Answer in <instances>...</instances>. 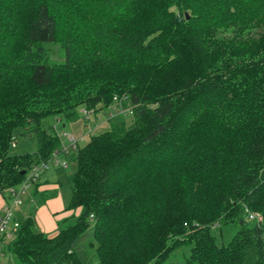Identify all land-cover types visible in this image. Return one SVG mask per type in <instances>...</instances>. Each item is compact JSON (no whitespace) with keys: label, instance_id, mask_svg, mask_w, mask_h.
<instances>
[{"label":"trees","instance_id":"trees-1","mask_svg":"<svg viewBox=\"0 0 264 264\" xmlns=\"http://www.w3.org/2000/svg\"><path fill=\"white\" fill-rule=\"evenodd\" d=\"M115 98L135 126L119 115L78 150L67 210L83 212L54 237L20 221L16 263L82 264L93 226L100 264L184 246L183 264H264V0H0V192L61 147L44 120ZM18 130L34 153H12ZM215 225L237 227L227 245Z\"/></svg>","mask_w":264,"mask_h":264},{"label":"crops","instance_id":"crops-1","mask_svg":"<svg viewBox=\"0 0 264 264\" xmlns=\"http://www.w3.org/2000/svg\"><path fill=\"white\" fill-rule=\"evenodd\" d=\"M109 110H105L102 112H99L93 117V120L91 122V132L88 133V128L86 127V123L84 122L82 115L80 114L79 118L76 119L73 122L65 123L60 118H56L54 124L52 126L57 131L60 140H61V147L62 146H68L69 142L66 137L63 136V130H61L58 126L60 123L64 129L69 128V133L80 140V149H83L90 141L91 138L94 135H98L100 133H103L105 131H108L111 129L113 125V119L109 117ZM127 119V117H126ZM62 137L65 138L66 141L62 140ZM77 152L78 150L71 149L69 153L62 154V158L66 160L67 155H69L71 152ZM76 158V156H75ZM75 158L72 159V162L69 163L68 168H56L51 173V169L42 175L39 183L35 186L34 190H32L31 194L29 195V201L34 202V199L36 198L40 199L39 206L34 209H31L28 206V203H26V206H24V209H21L20 212L17 214V218L19 221H24L25 219L29 217H33L36 224V229L40 231L41 233H44L50 237H54L58 234L60 229V224L64 222L65 220H68L70 218L79 216L83 212V208H78L79 213L77 215H74V210H67L68 207H66V203L63 200L60 190L62 187V172H66L70 169L71 165H75V172L77 170V165L75 162ZM54 168V167H53ZM59 169V170H58ZM64 170V171H63ZM74 172V173H75ZM72 175V174H71ZM68 181L71 185V191H73L72 183H71V176L68 178ZM72 198V194H71ZM8 202V192H0V214L6 204ZM24 205V204H23ZM28 208L25 210V207ZM23 207V206H22ZM9 240H4L0 243V264H4V261H6L8 258L11 260V264H17L13 255L10 252L9 249Z\"/></svg>","mask_w":264,"mask_h":264},{"label":"rangeland","instance_id":"rangeland-1","mask_svg":"<svg viewBox=\"0 0 264 264\" xmlns=\"http://www.w3.org/2000/svg\"><path fill=\"white\" fill-rule=\"evenodd\" d=\"M53 50L56 54L53 59L59 60L60 59V56L58 53L59 48L53 47ZM55 120H56L55 118H49V119L44 120L43 124L45 127H47L49 124H54ZM126 123H127L128 128H133L135 126L134 117L132 115H128L126 119ZM58 126L61 130H63V134L69 133V128L64 129L60 123L58 124ZM62 140L66 141L64 137H62ZM15 141H16L17 146L12 149L13 154L21 155V154H26V153H34L37 150L36 142L34 140L27 139L25 136L21 134L20 130L17 131V136H16ZM75 156H77V152L75 151L71 152L69 155H67L66 161L72 162V159L75 158ZM55 167L56 166H51V171H50L51 173H53L52 170H54ZM56 168H59V167H56ZM75 168H76L75 165L73 166L71 165L69 170H67L66 172L60 173L62 174V178L60 179L62 182L60 194L67 205L66 207H68L71 202V194H72L71 185L68 181V178L71 176V174H74ZM34 188H32L27 195L23 196L24 205H22L23 207L21 206V209H24V206H26V203H28V206L31 209H33V211L39 206V203L41 202L39 198L38 199L36 198V200L34 199V202H30L28 199L29 195L31 194L32 190H34ZM28 206L25 207L24 212L26 211ZM78 213H79V210L77 208L74 210L73 214L77 215ZM76 217H78V215ZM255 223L256 221L248 222L249 226H253ZM211 232L216 239L217 245L221 247L223 245H227L231 241V239L237 232V227L235 225L225 226V227H220L219 225H215L212 228ZM73 248L76 254L78 255L80 261L82 262V264H100V259L97 253V242L94 237L93 226H91L84 234H82V236H80L76 240ZM188 255H189V248L184 246L182 249L178 250L176 253H174L170 257L169 264H183ZM4 264H11V260L8 258L6 261H4Z\"/></svg>","mask_w":264,"mask_h":264},{"label":"built area","instance_id":"built-area-1","mask_svg":"<svg viewBox=\"0 0 264 264\" xmlns=\"http://www.w3.org/2000/svg\"><path fill=\"white\" fill-rule=\"evenodd\" d=\"M108 110L111 119L119 115H133V108H125L122 101L118 98L114 99V103ZM80 113L87 125L88 133H90L92 131L90 124L95 116L94 111L83 108ZM63 136L68 139V146H62L61 149L54 151L48 161L35 165L21 184L7 190L8 202H6L0 214V243L4 240H12L19 230L20 221L17 218V214L20 212L21 206L23 205V196L27 195L30 190L39 183L42 175L47 173L51 169V166L60 168L69 167V163L62 159V154L69 153L71 149H80L79 139L67 133L63 134ZM11 146L13 148L17 146L15 139L12 141ZM91 218L93 219V216H91ZM261 220L262 217L259 214L251 213L249 215V221L260 222Z\"/></svg>","mask_w":264,"mask_h":264},{"label":"water","instance_id":"water-1","mask_svg":"<svg viewBox=\"0 0 264 264\" xmlns=\"http://www.w3.org/2000/svg\"><path fill=\"white\" fill-rule=\"evenodd\" d=\"M22 174H26V172H22Z\"/></svg>","mask_w":264,"mask_h":264}]
</instances>
